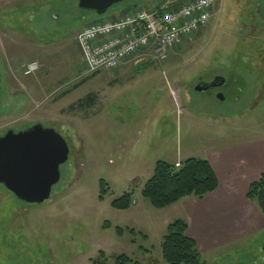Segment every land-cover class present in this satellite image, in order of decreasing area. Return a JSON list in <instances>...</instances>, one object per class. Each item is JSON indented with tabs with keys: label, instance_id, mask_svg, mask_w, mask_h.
I'll list each match as a JSON object with an SVG mask.
<instances>
[{
	"label": "rangeland",
	"instance_id": "rangeland-1",
	"mask_svg": "<svg viewBox=\"0 0 264 264\" xmlns=\"http://www.w3.org/2000/svg\"><path fill=\"white\" fill-rule=\"evenodd\" d=\"M22 2L12 20L18 70L0 57V137L42 124L62 134L70 152L48 201L26 202L0 183V264H93L101 253L104 264L121 254L168 264L166 222L180 217L182 207L156 208L142 195L155 161L221 152L264 160V0H216L207 26L166 58L141 53L126 61L140 68L121 65L94 75L76 42L81 27L154 0H124L104 14L82 8L80 0ZM30 11L37 12L32 21ZM28 61L41 66L26 75ZM218 76L224 87L196 89ZM126 192L133 193L131 208L116 209L112 202ZM262 216L248 230L219 229L220 244L201 251L205 264H264ZM203 228L196 229L198 238L207 234Z\"/></svg>",
	"mask_w": 264,
	"mask_h": 264
},
{
	"label": "built area",
	"instance_id": "built-area-1",
	"mask_svg": "<svg viewBox=\"0 0 264 264\" xmlns=\"http://www.w3.org/2000/svg\"><path fill=\"white\" fill-rule=\"evenodd\" d=\"M215 2L154 0L148 9H130L118 19L88 24L78 35L87 71L116 69L141 53L166 58L171 50L207 26ZM39 68L40 63L33 61L25 73L31 74Z\"/></svg>",
	"mask_w": 264,
	"mask_h": 264
},
{
	"label": "crops",
	"instance_id": "crops-1",
	"mask_svg": "<svg viewBox=\"0 0 264 264\" xmlns=\"http://www.w3.org/2000/svg\"><path fill=\"white\" fill-rule=\"evenodd\" d=\"M17 1L18 0H0V57H2L7 63V68L16 71L18 70V67H16L17 64L13 63V55L14 47L18 44V40L15 39V32L13 31L14 23L12 20L16 17L15 14L23 10L17 5ZM23 1L29 3L32 0ZM25 3L22 2V5ZM29 13H32L31 21L36 18V11H30ZM120 16L121 15L113 18L116 19ZM5 20H8V22H5ZM96 20L99 19L93 18L92 21L82 26L78 31V34L86 25ZM24 46H27V44ZM2 54H4V57ZM43 60L45 63L48 61L47 59ZM121 65L122 69L125 66L129 68H131V66L135 68L141 67L138 66L140 64L137 62H124ZM82 82H85V80ZM32 89H34V92H37L38 95L42 93L41 87L40 91H38L37 87H32ZM95 95L96 92L91 90L90 96L96 99ZM207 159L214 167L218 176V188L203 197H185L168 207L169 209L182 207L181 212L177 213V216L183 217L187 220L189 224L188 234L195 239L200 252L202 250L215 248L220 244L217 236L220 237L224 232L219 231V229L223 230L224 228H227L231 233H233L235 229H241V231L248 230L249 224L257 222V220L262 221L263 217V212L259 206L248 198V191L251 183L259 179L264 173V160H238V158L227 157L226 152L211 154ZM178 161L182 160H174L172 163ZM148 172L150 178L152 175L151 169H149ZM169 222L170 221L166 222V225H168ZM203 227H205V230H208L207 234H205L203 238H198L196 229H204ZM212 230H217L218 233L217 231L213 232ZM226 238H224L225 241ZM200 240L206 242L205 247H201L202 243Z\"/></svg>",
	"mask_w": 264,
	"mask_h": 264
},
{
	"label": "trees",
	"instance_id": "trees-1",
	"mask_svg": "<svg viewBox=\"0 0 264 264\" xmlns=\"http://www.w3.org/2000/svg\"><path fill=\"white\" fill-rule=\"evenodd\" d=\"M84 103V99L78 101L80 107ZM70 109H75V106L71 105ZM218 185L216 171L207 158L190 157L182 160L179 166L167 160H157L152 175L143 186L142 195L154 207L164 209L188 196L203 197L215 191ZM105 186L106 182L102 180L101 192L106 191ZM248 198L264 213V173L251 183ZM112 204L116 209L129 210L133 204V193L126 192ZM188 229L187 220L181 217L175 218L167 225V233L162 242V254L168 264H205L195 239L188 234ZM104 256V253H101L93 264H104ZM115 264L143 263L121 254L115 258Z\"/></svg>",
	"mask_w": 264,
	"mask_h": 264
},
{
	"label": "water",
	"instance_id": "water-1",
	"mask_svg": "<svg viewBox=\"0 0 264 264\" xmlns=\"http://www.w3.org/2000/svg\"><path fill=\"white\" fill-rule=\"evenodd\" d=\"M124 0H80L85 9L104 14L116 3ZM0 71V96H1ZM226 79L218 76L211 83L201 82L198 91L225 85ZM218 97L224 100L222 92ZM70 148L67 140L54 128L35 124L15 131L10 129L0 137V183L18 198L30 203H42L51 197L53 186L61 178V165L67 162Z\"/></svg>",
	"mask_w": 264,
	"mask_h": 264
},
{
	"label": "flooded vegetation",
	"instance_id": "flooded-vegetation-1",
	"mask_svg": "<svg viewBox=\"0 0 264 264\" xmlns=\"http://www.w3.org/2000/svg\"><path fill=\"white\" fill-rule=\"evenodd\" d=\"M201 82H203V80L202 81H200L199 83H201ZM204 82H206V81H204ZM206 83H211V82H206ZM225 85H226V83H225ZM225 85H223V86H220V87H215V86H212V87H209V89L208 90H210V89H212V88H222V87H224ZM220 93V92H219ZM8 132V131H7ZM6 134V133H5Z\"/></svg>",
	"mask_w": 264,
	"mask_h": 264
}]
</instances>
